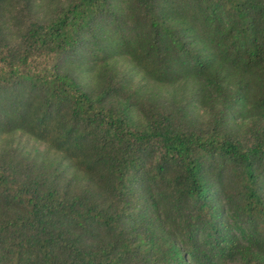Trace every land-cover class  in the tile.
<instances>
[{
    "label": "trees",
    "instance_id": "trees-1",
    "mask_svg": "<svg viewBox=\"0 0 264 264\" xmlns=\"http://www.w3.org/2000/svg\"><path fill=\"white\" fill-rule=\"evenodd\" d=\"M0 264H264V0H0Z\"/></svg>",
    "mask_w": 264,
    "mask_h": 264
}]
</instances>
